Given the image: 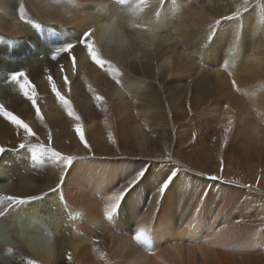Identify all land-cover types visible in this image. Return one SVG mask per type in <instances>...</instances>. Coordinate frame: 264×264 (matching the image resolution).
<instances>
[{
  "label": "bare ground",
  "instance_id": "1",
  "mask_svg": "<svg viewBox=\"0 0 264 264\" xmlns=\"http://www.w3.org/2000/svg\"><path fill=\"white\" fill-rule=\"evenodd\" d=\"M236 2L165 0L158 9V0H149L148 6L155 4L149 7L139 4V0H124L123 3L120 0H0V75L4 77L3 82L0 81L1 87L4 83L0 104L28 123L39 137L45 136L47 131H54L52 147L62 154L96 158L93 161L73 163L64 178L62 191L50 192V189L61 182L60 177L64 171L62 165L48 157L44 158L42 164H34L31 161V149L18 147L22 130L21 136H18L15 126L0 117V146L7 149L0 154V264H28L30 259L36 260L38 264H261L264 229L255 232V241H249L243 224L225 219L224 214L228 209L224 211V202L214 205L212 198L205 194L195 198L189 192H181L178 189L180 179H171L167 190L160 196L158 193L162 178L158 176L156 181L150 172L144 174L128 189L118 210L108 220L105 212L112 203L109 197L122 188L115 185L117 171L110 168L109 161L104 160L112 157H106L102 151L98 152L101 149L97 146H102L104 142V130L97 126L95 115H88L82 126L86 139H93L92 144H97L94 147L98 150L97 153H91L82 147L79 139L72 144L75 137L69 130L68 133L64 131L63 127L72 128L78 122L70 118V125L65 126L68 122L64 121V117H67L66 110L56 99L55 102H49L50 93L53 94L47 80L49 74L53 76L58 90L70 100L75 97L78 105L85 103L87 110L89 105L97 104L89 86L108 103L116 95L117 84L111 75L91 61L83 46H76L73 50L77 61L75 70L66 53H62L56 61L51 59L57 47L75 44L89 28L95 29L93 41L98 55L112 62L120 71L124 84L134 78V89L137 84H141L137 88L141 87L144 92L147 90L146 86L150 89L147 81L154 80L146 78L155 76L157 66L167 64L170 67L168 61L172 67L168 76L184 73L186 69H190V64L193 66L197 62L201 63V68L205 70L201 69L194 78H188L189 85L193 88H196L198 79L205 74L202 72H208L207 68L213 66L217 68L213 74L218 94L214 93L210 106L208 104L196 109L197 112L186 113L178 121V115L174 114L172 122L178 123L180 127L187 118L191 126H195L203 136L207 135L206 130L209 129L215 149L222 155L219 160L222 167L212 171L217 173L223 169L224 178L237 183L245 176L249 180L255 177L254 190L264 195V112H260V108L264 107V89L261 88L264 78V0H257L255 7H250L239 18L243 30L241 34V29L235 31L238 27L236 18L223 19L237 12V8L233 7L237 5ZM217 20L221 22L215 25ZM43 23L49 24L48 27L42 26ZM35 25L40 27L42 40L33 32ZM212 25L215 26L210 28ZM233 33L234 36H230ZM127 37L139 41V45L145 43L150 52L143 54L141 49L136 48L130 55L132 51L128 53ZM48 40L54 45L50 46L51 42ZM55 43L58 45L55 46ZM40 47L48 50L44 56L39 57L36 51ZM32 50L34 53L31 55L37 59L29 60L24 56L23 61L14 65V68L2 69V57L14 59ZM128 55L142 62L141 79L134 77L132 67L129 68L131 64L127 65ZM189 55L192 56L188 64L184 58L188 60ZM60 65L64 66L63 73ZM20 70L28 73L30 81L37 85L38 96H42L41 101L46 103L41 108L43 123L38 117L31 119L32 112H17L22 94L17 85L6 81L11 72ZM65 75L71 82L68 87L64 85ZM106 76L108 80L103 81ZM233 80L237 82L239 90L241 87L249 89L237 90L232 85ZM20 86L23 88L22 82ZM103 87H107L105 91L102 90ZM165 89L170 87L165 85ZM45 93L49 96H44ZM220 93H224L223 99L218 101ZM137 94L134 96L138 99L140 97ZM141 94L140 96L145 95ZM148 95L142 97L143 101ZM116 99L121 104L124 100H129L122 95L114 97ZM71 102L74 104L73 100ZM129 102L130 100L128 104ZM103 104L105 105L103 102L100 106L104 107ZM163 106L165 105H160ZM73 108L80 112L78 107L73 105ZM119 112L121 118L128 115L129 121L125 127L118 128V138H123L126 146L131 142L130 146L137 150L135 153L138 155L145 154L148 139L144 131L146 127L141 124L143 122H140L139 116L130 115L128 108L124 107ZM229 119L233 123L227 143H240L244 146L245 156H251V159H247L249 166L245 176L230 161L223 159L230 150L223 147L226 152H222V145L215 141V138L223 139V144H226L225 129L229 127ZM112 136H115L114 132ZM29 142L33 143L31 140ZM88 143L92 145L90 141ZM125 150L123 149L122 154H125ZM170 177L166 179L169 180ZM2 178L6 179V184L2 182ZM206 187L213 189L216 198H234L233 189L223 184L206 181ZM42 193L48 195L27 205L11 208L8 207V201L3 199L8 196H39ZM61 195L67 205L60 199ZM256 207L255 214L264 216L262 205H258V209ZM47 218L65 233L67 239L65 245L58 242L54 250L41 247L40 244L48 241V238L43 240L46 233H39L36 227L39 220ZM36 220L38 221L35 222ZM140 229L147 232V239L138 244L134 235Z\"/></svg>",
  "mask_w": 264,
  "mask_h": 264
},
{
  "label": "rangeland",
  "instance_id": "2",
  "mask_svg": "<svg viewBox=\"0 0 264 264\" xmlns=\"http://www.w3.org/2000/svg\"><path fill=\"white\" fill-rule=\"evenodd\" d=\"M164 1L165 0H163V3H164ZM232 1H234V0H232ZM235 1H237L236 2L237 5H234L233 7H236L237 11H239V13H240L239 16L234 17L237 19V20L236 19L235 20L237 21V24H238V27L235 28V31L241 29V31L239 32V34H241V32L243 30L240 27V25H242V23L239 24V22H240L239 18H241L243 14L247 13V11H249L250 7L254 8L255 7L254 3L255 2L257 3V0H254V2H253V0H235ZM242 1H243V3H242ZM258 2H260V0H258ZM146 3L147 4L145 5V3H144V5L148 6L149 0ZM214 3H216V2H214ZM152 5L154 6L155 4H153V3L149 4V6H152ZM158 5L159 6H157V5L156 6L159 9L160 6L162 5V3L161 4L158 3ZM253 5H254V7H253ZM243 7H245L246 9L245 8L243 9ZM48 25L49 24H47V23H43L42 26L48 27ZM34 27H36V25L33 26V28ZM39 28L40 27H36V29H33L34 30L33 32L35 33V35L37 34L36 36L39 37V39L42 40V37H40L42 32ZM69 30H70V33H72L71 29H69ZM230 36H234V33L231 34ZM48 41H50V40H48ZM173 43H175V42H173ZM140 44H142V45H139V41L132 39L131 37H127V43H126L127 46L126 47H127V50H129L128 53H130L132 51V53H130V55L133 54L136 51V48H137V50L141 49L140 51H142L143 54H147L150 52L149 48H146L147 45H145V43L142 42ZM170 44H172V41L170 42ZM49 45L53 46L54 44L51 42V43H49ZM57 45L58 44L55 43V46H57ZM47 50H48V48H46V47H40V49H37L36 52H38V55L40 57V56H44V54ZM186 52H188V51H186ZM32 53H34V50H32V52H30V53L27 52L23 55L16 56L18 58H14V59L8 58V57L7 58L2 57V59H3L2 64H4L2 66V69L14 68L15 67L14 65H16L17 63H21L23 61L22 59L25 57L29 60L30 59L31 60L37 59V57L34 58L35 56L33 57L31 55ZM140 56H142V55H140ZM189 56L187 57L188 60L186 59V57L184 58L185 62L187 61L188 64H189V61L191 62V56L192 55L190 57ZM127 58H128L127 65L129 66L131 64L129 66V68L132 67L131 71L134 72L133 76L141 79L143 77L142 76L143 72L141 71L142 62H140V59H138V60L133 59L132 56H129ZM168 62L167 63L170 64V67H171L170 61H168ZM200 64H201L200 62H197L196 64H194L195 66L194 65L192 66L190 64V66H191L190 69L188 68L185 70L184 73L174 74L173 76H168V72L169 71L171 72V68H172V67L170 68L169 65L163 64L159 67L157 66L156 69L154 70L155 76H153V78H151V76L149 78H146V80L150 79V80H154V81H147L148 82L147 85L150 86L151 90L149 89V87L146 86L147 90L145 92L143 89H140L141 87L137 88L141 84H137L138 86L136 85L135 89H140V90H137L138 92L135 91V89H134L135 85L133 84L134 78L132 81H128V83H130V84L127 83L128 85L127 84H124V86L116 85L117 90H115V92H117V93L114 97L119 98L122 95L123 98L125 99L127 96V99L130 100L129 104H128L129 100L128 101L124 100V102L121 104L118 102V99L114 100V97H113V99L111 98L112 101H109V103L110 104L112 103L113 105L111 104L109 106L108 101L106 99H104L105 100L104 101L105 105L103 104L104 107H101L100 104L99 105L95 104L97 106L91 104L88 106L89 110H87L85 103H83V105H78L76 103L77 101L75 102V100H76L75 97H73L72 100L74 101L73 102L74 104H72V105L79 108L80 112H76V113L80 117H82L81 118L82 121L80 120L82 125H84V121L86 122L85 119L88 118V115H95L96 122H98L97 126L99 128L100 127L103 128V130H104V131H102V133H104V134H102L103 141H104V142H102L103 147L101 145L97 146V144H95V143L92 144L93 139H90V140L87 139V141H90V143L92 144L91 145V149H92L91 153H97L98 150L94 149V147L97 146L99 149H101L98 152L102 151L106 157H112L110 159H104V160L109 161L110 163H108V164H109L110 168L117 171V174H116V176H117V182L116 183L117 184H115L116 187L123 188L125 185L128 184L129 181L136 179L137 175L140 173H142V175H140V178H142L144 174H148L150 172L151 175L155 176L154 178L156 181H158V176H159V178H162V181H161L162 185L166 182V180H167L166 178L168 176H171L169 178L170 181H171V179H172V181L176 180V179L177 180L180 179L179 183L181 182V185L178 186V189H180L181 192L182 191L183 192H189L195 198L201 197L203 194H205L208 197H210V199L212 198V203L214 205H218L221 202H224L225 203L224 211H226L228 209V212L224 214L225 219L228 218L232 221L243 224L245 231L247 232L246 234L249 236L248 240L249 241H252V240L255 241V239L253 238L255 236V232L258 233L259 231L264 229V216L255 214V207L256 206H257L256 209H258V205H262V208H264L263 207L264 206V195L260 194L256 190H254V188H255L254 187L255 186V177L249 180L245 176V174H246L245 172L247 171L246 170L247 166H249V164H248L249 160L247 162V159H251V156L246 155L247 156V158H246L244 146L241 145L240 143L235 144V143L229 141L228 143L223 144V141H224L223 139H222L223 140L222 141L220 139L215 138V141L217 143H219L220 145H222V147H221L222 152H226L223 147L228 148L230 150L229 152H226L225 156H223V159L226 158L225 161H230L231 165L233 167H235V169L239 173H242V176H245L242 180L239 181V183L235 182L232 179H228L229 181H227V179L224 178L225 176L223 175V172L221 169H220L221 171H218L219 174H218V172L215 173L214 171H212L215 168L217 169L218 167H220V168L222 167V164L221 163L219 164V160H221L222 155L220 154V152L217 149H215L216 147H215V144H213V136H212V133L209 132V129L206 130L207 135L203 136L202 133L195 126H191V124L188 122L189 119H187V118H186V121H183L184 124L181 125L180 127H178V125H179L178 123L172 122V118H173L174 114L178 115V117H177V121H178V120H180L179 118L184 116V114L189 113V112H194L196 109L203 107L205 105H208L209 102L212 101L211 98L214 97L215 94H218V92H217L218 89L216 87L217 81H216V78L213 74L214 71L217 70V68H215L213 66L207 68L208 72L207 71L202 72L205 74H203V76L200 79H198L199 85L197 84L195 86L196 88H193L189 85L190 79H188V78H190L191 76L194 78V75L196 73L201 72L202 70H205V69L201 68ZM10 65H12V66H10ZM199 66H200V68H199ZM221 67H223V66H221ZM226 67H228V66H226ZM223 68H225V66ZM222 70L227 72L226 69H222ZM104 78L105 79L103 81H106V79L108 80L107 76ZM164 78H166V79L164 80ZM3 79H4V77L1 76L0 81L3 82ZM1 82H0V84H1ZM131 83H132V85H134L133 87H132ZM3 84H2V87L0 86V94L2 93V90L4 88ZM129 85H131V86H129ZM165 85L170 87V89L166 90ZM105 88H107V87H103L102 90L105 91L106 90ZM247 88L249 89V87H247ZM247 88L241 87L239 91H242L244 89L247 90ZM261 88L264 89V78L262 80ZM35 89H36V93H37V85L36 84H35ZM133 89H134V91H133ZM131 91H133L135 95H136V93H138L140 98H142V97L144 98V96L148 95V94H150V95L145 97L146 98L145 101H143V98L141 101L140 98L137 99L136 96H134V94L132 95ZM141 92H142V94H145V95H142ZM51 94L52 93H50V96H51L50 101H49L50 103L55 102L57 100L55 95L52 94L55 97L54 98ZM129 94H131V95H129ZM138 94H137V97H138ZM140 94L142 96H140ZM223 94L224 93H220L218 95V97L221 98ZM38 95L39 94L37 93V104H38V106L42 112L43 109H41V108L44 107L46 105V103H43L41 101V99H43V97L42 96L39 97ZM45 95L49 96L48 93H45L44 96ZM151 97H154L153 98L154 101L151 100ZM82 98H85V96H82ZM220 98H218V101H221L223 99V97L221 99ZM52 99H53V101H52ZM156 100H157V102H156ZM90 102H92V101L90 100ZM130 104H132V105H130ZM160 105H165V106L160 107ZM111 106L112 107L115 106V108H112ZM131 106H133V107H131ZM209 106H210V104H209ZM17 107L19 108V111H17V112H32V114L30 115L31 119L32 118L34 119L35 117H37L35 109L32 107L31 102L29 100H27L23 95H21V100L19 101V104ZM124 107L129 109L130 115L134 114V115H137V117L139 116L140 122L141 121L143 122L141 124L142 125L144 124L143 127H146L144 131L147 134V139H148V142L146 145L147 152L145 151V154H143V155L139 154L141 157L138 155V153H135V152H137V150H134L130 146L131 142L128 144V146H126V144L123 141V138H118L119 135L116 134V132L118 131V128L119 127H125L126 122L129 121L128 115H125V117H123V118L120 117L119 111H121V109H123ZM262 108L264 109V107H262ZM262 108H260L261 109L260 112H264V110ZM116 109H118V110H116ZM83 110H84V112H83ZM85 111H88V112H85ZM96 112L98 115L96 114ZM195 112H197V111H195ZM255 112H256V110H255ZM96 115H97V117H96ZM168 115H169V117H168ZM65 116H67V117L63 116L65 118L64 121L65 120H66V122L68 121L65 124V126L66 125L69 126L71 123L70 117H68L67 114H65ZM86 116H87V118H85ZM63 123H65V122H63ZM173 124H174V126H173ZM176 125H177V127H176ZM63 128H64V131H66L67 133L69 130V132H71L70 134L75 137V139L72 140L73 142H71V139H70V142L72 144H74V142H75L74 140L78 141L79 138H77L78 136L75 133V130H74L75 127H73V126H72V128L68 127V129H66L65 127H63ZM51 131H47L45 136L39 137V142L44 143V144H48L49 143V140H48V134L49 133L48 132H51ZM112 132L115 133V136H112V139L110 140L109 139V133H111V135H112ZM51 135H54V131L51 132ZM35 141L37 142L35 137L33 139H31V142L36 143ZM51 144L53 145L52 142H51ZM81 145H82V147H84L83 144H81ZM70 149H72V146ZM123 149L124 150L126 149L125 154H122ZM162 153H164L165 156ZM76 158L77 159H75L73 161V163H75V162L80 163L82 161H93L94 159H96L94 157H85V158L76 157ZM253 162H255V160ZM244 165H246V166H244ZM234 172L235 171L233 170V173ZM178 176H179V178H178ZM211 176H218V177L222 176V177H221V179H211V178H209ZM163 177H165V178H163ZM5 178H6V176H5ZM2 180H3L2 182H4L6 179L2 178ZM169 180H167V181H169ZM206 181H208V183L216 182L219 184H223L227 187H230L231 189H233V193L235 194V195L233 194L234 198L223 199V198L214 197L215 192L213 191L212 188L206 187ZM4 183L6 184V182H4ZM168 186H169V184H168ZM170 186H172V184ZM145 188L147 189V187H145ZM68 190L70 193L71 187H69ZM209 195H211V196H209ZM49 219L50 218H47L46 220H39V221L36 220L35 222L38 221L37 222L38 225H36V227L39 230V233H43V232L46 233V235L44 234L45 237L43 238V240L45 238H48V241L46 240L48 242V244L46 241H44V242H42L43 244H40L41 247H46V248L49 247L51 249L53 248V250H54L56 248V245L58 244V242L61 241L60 243H62V244H60V245H65L67 239L65 238V233L62 230L60 231V228L56 227L53 224V222H51V219L50 220ZM255 226H257V227H255ZM60 232H61L62 236H60ZM44 243H45V245H44ZM254 244H252V245H254ZM260 260H261V264H264V254L262 255V258Z\"/></svg>",
  "mask_w": 264,
  "mask_h": 264
},
{
  "label": "snow or ice",
  "instance_id": "3",
  "mask_svg": "<svg viewBox=\"0 0 264 264\" xmlns=\"http://www.w3.org/2000/svg\"><path fill=\"white\" fill-rule=\"evenodd\" d=\"M120 2L123 3L124 0H120ZM145 2L146 0H139V4L141 5H143ZM162 2L163 0H158V3H162ZM239 15L240 13L239 11H237L236 13H233L232 16H226V17H223V19H231ZM220 22L221 20H217L215 25H218ZM215 25L210 26V28ZM36 27H39V26L37 25ZM94 32H95V29L89 28L87 31L83 32V35L75 44L69 43L62 47H57L55 51L52 53L51 59L53 61H56L57 58L62 53H66L67 57L72 61L73 70H75L77 61H76V57L73 54V50L76 46H83L87 50L88 57L91 59V61L95 65L101 68L104 72L109 73L111 75V78L115 81L117 85L124 86L120 71L116 67L113 66L111 61L103 59L100 55H98L97 50L94 46V41H93ZM60 70L62 73L64 72L63 65H60ZM47 80H48V83L50 84L51 91L53 92V94L55 95L59 103L66 110L67 115L70 118L78 122L74 128L75 133L78 136L80 142L83 144V146L87 148L89 152H91V145L88 143L86 139V135L83 130L82 124L79 123V121L81 120V117L74 110L71 100L67 98L66 95H64L60 90H58L57 84L51 74L47 76ZM6 82H10L19 87L20 93L27 100L31 102L32 107L35 109L37 117L43 123L44 118L37 104V93H36L35 85L30 81L28 73L24 70L13 71L10 73L9 80ZM21 82L23 83V88L20 86ZM70 83L71 82L69 81L67 75H65L64 85L68 87ZM232 85L234 88H237V90H239L237 87V82L235 80L232 81ZM69 91H70V88H69ZM89 91L92 93L98 105L104 102L105 98L102 95L97 94L95 89H93L91 86H89ZM0 117L5 119L6 121H9L12 125L15 126L18 136H21V130H22L21 142L19 143L18 147L19 148L27 147L31 149V161L34 164H42L44 162V158L48 157L50 160L62 165L64 171L60 177L61 182L57 184L55 188L49 190L50 192H53V193H60L62 191V184L68 172V169L72 166L73 161L77 158L71 155H64L61 152L57 151L54 147H52L51 132H49L48 134V140H49L48 144L39 142V136L37 135L36 132L33 131L30 125L26 123L23 119H21L19 116L15 115L12 111L7 110L3 104H0ZM232 123H233L232 120L229 119V127L225 129V143H227L228 133L231 131ZM33 137L36 138L37 140L36 143L29 142L31 138ZM109 139L110 140L112 139L111 133H109ZM5 151H7V149L3 146H0V154L4 153ZM140 175H142V173L138 174L135 180L129 181L128 184L125 185L121 190L113 192V194L109 197L112 203H111L110 208L105 212V216L108 220H111L114 213L118 210L124 195L127 193L128 189L132 186V184H134L136 180L140 178ZM209 178L221 179V177H218V176H211ZM170 182H171L170 180L166 181L160 187L159 193H158L160 196H162L163 193L167 190L168 184ZM47 195L48 193H42L39 196H27V197L8 196L3 199H6L8 201V207L11 208L13 206L27 205L32 201L41 200ZM60 199L65 203V205H67V202L64 200L63 195L60 196ZM134 239L138 244H141L147 239V232L144 229H140L134 235ZM9 251H11V249ZM68 258L69 260H71L70 255ZM28 264H38V262L34 259H30L28 261Z\"/></svg>",
  "mask_w": 264,
  "mask_h": 264
}]
</instances>
